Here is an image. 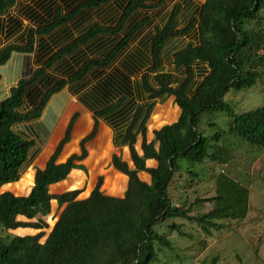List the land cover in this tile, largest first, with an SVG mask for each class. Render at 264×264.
Masks as SVG:
<instances>
[{"label": "trees", "instance_id": "trees-1", "mask_svg": "<svg viewBox=\"0 0 264 264\" xmlns=\"http://www.w3.org/2000/svg\"><path fill=\"white\" fill-rule=\"evenodd\" d=\"M110 1L84 0L67 13L56 7L50 22L28 30L24 44L7 45L0 50V66L13 53H33L37 36H47L72 22L82 11L99 8ZM184 1L183 11L188 19L184 28L177 27L182 9L175 5L164 26L155 28L153 36L140 43V49L138 46L117 64L118 57L150 24V18L145 16L126 30L131 17L162 5L160 1L151 4L152 0H128L113 26H91L51 54L0 102V227L5 231L29 233L0 240V264H153L157 260L155 244L171 248L170 242L157 232L159 225L174 219L187 220L208 234V228L215 231L222 228L213 221L245 218L248 191L223 173L215 177L213 197L195 199L188 207L183 204L174 207L168 187L174 174L183 171L181 161L189 165H201L205 160L226 163L230 150L225 137L264 148V105L235 113L224 102L228 92L248 89L264 76V0H204L199 7ZM17 2L0 0V15ZM192 31L197 34V42L172 53L171 64L177 75L163 71L165 50H170L167 48L174 39ZM101 35H121V38L103 57L87 59L69 75L49 83L39 91L32 107L24 110L25 99H33L38 83L54 64ZM197 65L201 67L196 69ZM195 69L202 76L193 86ZM93 71L96 73L91 75ZM89 76L96 81L77 100L92 113L94 125L89 135L79 142V154L60 161L78 117L74 114L44 166L32 175L28 194L20 196L24 191L12 194L4 190L19 181L21 169L35 144L17 135L13 127L40 119L53 95L65 87L84 84ZM136 76L139 82L134 87L131 78ZM144 94L150 105L136 108L135 101H144ZM170 97L177 106L172 115L174 122L160 125L153 132V139L147 142L145 125L154 102ZM210 112L225 114L230 125L227 131H217L207 139L200 123L202 115ZM99 121L112 128H125L121 144L128 147L132 167L118 155L110 160V166L126 177L123 192L120 196L104 194L100 190L103 179L98 177L84 199H77L78 189L52 193L51 189L56 190L71 170L82 169L76 163L87 157L85 144L96 136ZM85 128L77 133L81 134ZM138 136L142 139L141 155L134 148ZM150 162L153 164L149 165ZM187 173L191 178L197 177L194 171ZM119 183L116 186L121 187L120 180ZM54 201L59 208L64 207L41 243L40 231L47 227L43 218L50 214ZM200 202H211L213 207L204 215L190 216L192 207ZM169 229L179 230V226L172 224Z\"/></svg>", "mask_w": 264, "mask_h": 264}, {"label": "rangeland", "instance_id": "rangeland-1", "mask_svg": "<svg viewBox=\"0 0 264 264\" xmlns=\"http://www.w3.org/2000/svg\"><path fill=\"white\" fill-rule=\"evenodd\" d=\"M52 1L55 3L54 10L56 7H60V4L57 0ZM155 1L157 0H154V2L151 4H156L157 2ZM159 1L162 2L160 7L151 10L150 13L143 12L144 15L150 18L151 23H153L154 27L156 28H161L166 23L170 13L169 11H166V8L173 0ZM191 1L193 0H189V3ZM194 1L197 3V5L204 2V0ZM33 2L34 0H18L15 5L16 7L14 9H9L4 14L0 15V19L14 17L18 20L20 25V29L18 31L21 29L27 31V27L30 23L23 16L24 12L22 11L26 6L32 7ZM104 6L105 5L99 7V9L94 13H90L88 17L89 20L87 19L88 23H85V19L84 24H91L94 23V21H98L99 23L106 22L108 19L109 8ZM113 10L114 9L111 8V16L115 15ZM138 13L141 14L142 11H139ZM184 14L185 12L181 11V15L177 18V27L179 29L184 28L188 22V19H186ZM141 16L143 15L141 14ZM116 17L117 16H115V18ZM12 36L13 35H10L6 38L0 36V46L6 44L5 42L8 40L17 43V39H13ZM37 37L35 38V41ZM74 37L75 36L67 41H58V43H53L51 46L53 48H62L66 44L70 43ZM195 40L196 38L194 35H192L189 39L187 37L174 39L167 48H170L171 51L169 50L166 52L167 50H165V54L162 55L163 71L176 74V72L173 71L171 64L172 53L180 48H183L188 43H196ZM14 45H19V43ZM86 58H88V53L79 52L76 54L75 61H77V64H80ZM117 64H115V66H118ZM50 70L49 74H51V77H54V79L59 76L64 77V73H62L61 70ZM259 71H261V68ZM27 73L28 72L26 70H17L13 77L15 78L16 76H20L19 81H21L29 78L30 75L26 76ZM195 74L193 86H195L200 81L202 76V74H200L198 71H195ZM6 76H8V82L9 74ZM2 77L4 78V75H2ZM54 79L49 78L48 76L45 77V79H43V81L38 84V89L33 95V99L28 100V103L31 104L34 102L36 100L35 97L39 95V91L47 88L48 84ZM93 79V76H89L87 79L89 87L95 83V80ZM62 93L63 92L61 91L60 94L58 93L51 97L50 101L48 102L49 104H47V114L44 113L46 112V109H44L40 117L42 119H40V121L38 119L40 123L33 121L28 123H20L13 127V131L17 135L27 140H33L35 144L30 150L28 159L21 169L22 171L19 181L13 186L4 187V190H7V192H12L13 194L16 191L21 190L24 192L20 196L27 195V190L30 186L34 170L44 166L45 161L52 152L55 144L57 145V143L62 139L64 133L62 132L63 129L61 127H57V125L59 124V119L65 116L68 111L67 109H69L68 105L63 112V115L60 114V116L57 114L61 110L58 102H62L66 98V96H62ZM144 98H146V94H144ZM163 99L164 104H170L173 102L172 97ZM224 102L229 105V107L235 113H244L263 106L264 76L262 78H258V80L255 81V84L248 89L238 92H228L224 98ZM174 106L176 107V105ZM173 112H175V108L170 107L169 105L163 107L160 113V115L162 114L160 120H157V124L152 128H157L162 124L170 123L173 118ZM72 113L68 112V117L69 115L71 116ZM86 121L89 124L88 118H86ZM102 123L104 122L99 121L100 128H102ZM212 125H214V127ZM229 125L230 119L225 114L220 112H210L202 115L200 129L203 131L204 136L207 139H210L217 131H227ZM55 129L56 131L52 133L54 135H52V138L50 139V132ZM81 134L76 132L74 139L77 140L79 136L83 135ZM48 138L50 139L49 142ZM224 139L227 147L230 150L229 160L224 164L213 163L210 160H205V162L201 165H189L185 161H181L180 163L183 167V171L174 174L173 180L168 187V195L171 198L174 207H178L182 204L185 207H188L194 202L195 199L211 198L214 196L215 177L219 173H223L248 191V210L245 218L238 221H213L215 224L222 225V228L217 231L208 228V234L205 233L200 226L192 221L181 219L169 220L159 225L156 230L170 242L171 248L168 249L155 244L154 249L157 260L153 264H264V148L252 147L231 136L225 137ZM146 140H150V135L148 133H146ZM140 143L141 138H138L134 145L136 150L139 149ZM85 147L87 150H89V158L85 162L87 167L86 174L88 178L85 179L81 173L72 171L69 174V180L59 183L57 185V189L55 190V188H52L51 192L55 193L57 191V193H60L64 186L68 187V185H70V190H80V194L78 195L77 199H84L89 195L90 190L94 188L97 178L102 177L104 183H102L100 190L106 195L120 196L123 192L126 177L117 173L116 171H112L110 160L113 155H118L122 149L117 147V144L111 141V137L109 138L105 131L101 132L97 141L96 139H93L86 143ZM42 150L43 152L41 153V156L37 159L36 155ZM122 160L132 167L129 155H123ZM60 161L62 162V158ZM189 170L197 173V177L191 178V176L187 173ZM119 180L121 182V187L116 186L117 181L120 185ZM63 207L64 206L59 208L55 201L51 203L50 214L43 218L47 227L40 231L43 234L42 238L40 239L41 243L44 242L48 236L54 223L63 210ZM212 207L213 203L211 202H200L192 207V211L189 215L192 217L204 215L208 213ZM52 221L53 224L50 225ZM172 224L179 226V230L171 231L169 226ZM23 233L27 234L28 231H5L0 227V240H5L11 235H23Z\"/></svg>", "mask_w": 264, "mask_h": 264}, {"label": "crops", "instance_id": "crops-1", "mask_svg": "<svg viewBox=\"0 0 264 264\" xmlns=\"http://www.w3.org/2000/svg\"><path fill=\"white\" fill-rule=\"evenodd\" d=\"M57 1L60 4L59 8H60L61 12L62 13H67L70 10H72L73 7L76 4H79L80 2H82L84 0H57ZM127 1L128 0H111L108 4H105V6L109 8L108 9L109 13H108V19L106 20V22H103L104 24L103 23H99L98 21H94V23H91V24H84V20L85 19H86L85 23H88L89 14L90 13H94L99 8L87 9V10L82 11L72 22L60 27L59 29H57L53 33H51V34H49L47 36H39V37H37V39L35 41L34 52L33 53H31V54L13 53L11 55L10 59L8 60V62L4 66H0V71L5 70L3 72H0V102L3 101L4 99H6L9 96V90L12 87L16 86L17 83L19 82L20 76L19 77L16 76L15 78L13 77L16 74L17 70L18 71H20V70L21 71L22 70L25 71L26 70L28 72L26 76H29V75L31 76V74L51 54H53L55 51L60 49V47L53 48L51 46V44L58 43V41L70 40L73 36H75L74 38H76L80 34L84 33L86 30H88L94 24H99V25L104 26V27L105 26H113L116 23V21L119 19L120 14H121V12H122V10L124 8V5L126 4ZM158 1L159 0H157L155 2H158ZM152 2H154V0H152ZM183 2H184V0H173L171 2V4L166 8V11L171 12L172 8L175 5H179L181 7V9H182L181 11H183L185 9V2L186 1L184 3ZM190 4L197 5V3L194 0L191 1ZM201 4L202 3H199L197 6L199 7ZM15 7L16 6L12 7L11 9H14ZM54 8H55V3H53L52 0H39V1L38 0H34V2L32 4V7H27V6L24 7V9L22 11V12H24L23 16L30 23L28 25V27H27V31L30 28H36L39 25H45L48 22H50L52 20V18H53V15H54V11H55ZM111 8L114 9L113 11L115 12V15L111 16ZM116 11H117V13H116ZM143 12H145V11H142V13H141L143 16H141V14L137 12L131 17V19L129 20V22L126 25V30L128 29V27L133 22L138 21L142 17L146 16V15H144ZM150 12H151V10L147 11V13H150ZM115 16H117V17L115 18ZM155 28L156 27H154L153 23H151V20H150V24L136 36V38L134 39V41L130 45V47L118 57L117 63H121L128 56V54H130L131 52H134L138 48V46L140 45V43L143 40H148L149 38H151L153 36V34H154ZM19 29H20V25H19V22H18V20L16 18L7 17L5 19H0V36H3V37L6 38V37H9L10 35H13L12 38L13 39H17V41H18L17 43H19V45H22L26 41L27 31H25L24 29H21L20 31H18ZM191 34L195 36V38H196L195 42H197V34H195L194 31H192V33L190 32L187 35H184V38L185 37H187L188 39L191 38V36H192ZM15 36H17V37H15ZM120 38H121V35H118V36H108V35L98 36L97 38L93 39L89 43H87V44L81 46L80 48H78L73 54L64 57L62 60H60L59 62L54 64V66L51 68L50 71L55 70V69L56 70H61V72L64 73L63 76L65 77L66 75H69L71 72L75 71L81 65L82 62L80 64H77V61H75L77 53H79V52L88 53V58H86L85 60L90 59V58H101L107 52H109L110 48ZM13 39H11V40H13ZM10 42H12V41L8 40L7 42H5L6 44L1 45L0 49L3 48L4 46L8 45V44H10V45L17 44V43H14V42H12V43H10ZM139 49H140V46H139ZM89 54H91V55H89ZM200 67H201L200 65H197L195 68L198 69ZM202 68L204 69L205 66L203 65ZM196 69H195V71H196ZM14 70H16V71H14ZM107 72L108 71H106V73ZM94 73H96V72L93 71L92 74H94ZM106 73H104V74H106ZM7 74H9L8 82H7V77L8 76H6ZM2 75H4V78L2 77ZM47 76L49 78H53L54 79V77H51V74H49V71H48L43 76L42 80L45 79V77H47ZM139 76L140 75H138V77ZM138 77L136 76V78H131V81L133 83L132 86L136 87V83L139 82V78ZM61 78H63V77L59 76V77L55 78L54 80H52L50 82V84L56 82L58 79H61ZM135 79H136V82H135ZM93 80L96 81L95 78ZM72 88H74V89H72ZM87 89H89V84L87 83V80H86V82L84 84L69 86V87H66V88H64L62 90V92H63L62 96H66V98H65L64 101H62V102L59 101L58 102L61 110L57 114H59V115L62 114L63 115V112L65 111V109H66V107L68 105H69L68 106L69 109H67L68 110L67 113L68 112L69 113L73 112V113L71 114V116L69 115V117H68V115L66 113L65 116L60 118L59 119L60 121H59V124L57 125V127H61L63 129L62 132H64L65 128H66V126H67V124H68V122L70 120V118L74 114L78 115L77 120L74 123L72 133H71V140L65 145V147L63 148L62 154L60 155V158H62V161H64L71 154H78L79 153V142L83 138L88 136L89 135V131L91 132V130L93 128L94 122H93L92 113L89 112L86 108H84V106H82L77 100L78 96L82 95V93L87 91ZM43 90L44 89H42V91ZM133 93H134V89H133ZM28 100L29 99L27 97L25 99V103H24V106H23L25 111L30 109L32 107L33 103H35V101H34L31 104H29ZM150 103H151V101H149L147 99V96L144 99V101H140V102L135 101L136 108L137 107L146 108L148 105H150ZM166 105H169L170 107H173V108L177 107V106L176 107L174 106L175 104L173 102H171L170 104L169 103L164 104V99L157 100L156 102H154V106H153V108H152V110L150 112V115H149V117H148V119L146 121V125H145L146 133H148L150 135V140L147 141V142H150L153 139V132L154 131L158 130L161 126L166 125V124H163L160 127L152 128V127H154L157 124V120H160L161 110ZM70 107H71V110H70ZM45 109H46V112H44V113L47 114L48 105L46 106ZM55 115H56V113H55ZM178 115H179V112H178ZM178 115H177V117H178ZM86 118L89 119V124L88 125L84 122V120H86ZM40 119H42V118H40ZM40 119H39V121H40ZM173 120L174 119L172 118V121ZM39 121L37 120V123ZM172 121L170 123H167V124H171V123L174 122V121L173 122ZM101 126H102V128L99 127V123H98V128H97V132H96V136L94 137V140L96 139V141H97L98 136L101 134V132L105 131L107 133V135L109 136V138L111 137V141L113 143H116L117 147L122 149V151H120L118 156H121V158H122V156L125 155V154L129 155L128 147L127 146H122V144H121V141H122L121 137L124 135L125 128H122V127L112 128V127L106 125L105 123H102ZM57 127H56V129H57ZM84 127H86L85 130L81 131L84 136L81 134L82 136H79V138L77 140H75L74 139V135L76 134V132L79 129H83ZM56 129L53 130L52 132H50L51 133L49 135L50 139L52 138V135H54L52 133L54 131H56ZM138 138H141V137L138 136L137 139ZM50 139L48 140V142L50 141ZM48 142H47V144H48ZM136 142H137V140H136ZM141 142H142V139H141ZM109 143H110V141H109ZM47 144H46V146H47ZM110 145H111V143H110ZM140 145H141V143H140ZM55 147H56V144H55L53 150L55 149ZM44 148H43V150H44ZM85 149H86V147H85ZM111 149H112V146H111ZM124 149H125V151H124ZM43 150L38 152V154L36 155L37 159L41 156V153L43 152ZM86 151H87V157L83 161L76 163L77 165L81 166L82 169H73V170H71V172L75 171V172L81 173L82 176L85 179L88 178V176L86 174L87 167H86L85 162L89 158V150L86 149ZM136 151H137V153L139 155H141L140 146H139V149L136 150ZM51 153H50V155H51ZM47 160H48V158H47ZM46 161H45V163H46ZM152 164L153 163L150 162L149 165H152ZM112 171H116V170H114L112 168ZM34 172H35V170H34ZM66 180H69V176H68V178ZM103 183H104V180H103ZM65 191H70V185H68V187H65L60 193L65 192ZM18 231L23 232V231H26V230H18ZM27 234L23 233V235H27Z\"/></svg>", "mask_w": 264, "mask_h": 264}, {"label": "flooded vegetation", "instance_id": "flooded-vegetation-1", "mask_svg": "<svg viewBox=\"0 0 264 264\" xmlns=\"http://www.w3.org/2000/svg\"><path fill=\"white\" fill-rule=\"evenodd\" d=\"M76 5H77V4H76ZM76 5H75V6H76ZM75 6H74V7H75ZM74 7H73V8H74Z\"/></svg>", "mask_w": 264, "mask_h": 264}]
</instances>
